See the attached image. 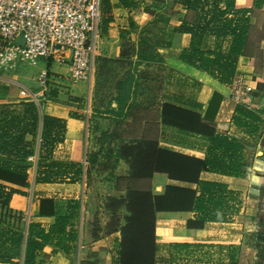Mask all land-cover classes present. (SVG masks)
Returning a JSON list of instances; mask_svg holds the SVG:
<instances>
[{
  "label": "crops",
  "instance_id": "obj_1",
  "mask_svg": "<svg viewBox=\"0 0 264 264\" xmlns=\"http://www.w3.org/2000/svg\"><path fill=\"white\" fill-rule=\"evenodd\" d=\"M99 1L92 69L87 80L71 82L67 65L51 59H42L33 73H26L18 66L0 71V104L22 99L21 91L25 90L42 114L66 120L76 129V136L57 143L52 158L82 167L77 181L36 182L35 159L27 169V186L2 182L6 189L14 187L24 194L12 193L8 200L11 221L14 215H21L19 255L0 264H24L29 223L48 230L58 216L67 219L63 245L68 249L66 253L61 248L52 251V246L44 245L36 252L37 264H116L120 231L113 226V220L118 218L119 226L123 224L126 211L123 207L113 210L108 203L109 199L125 196L126 183L121 178H126L129 170L127 161L116 155L118 146L143 139L156 140L159 147L201 159L209 158L211 152L209 138L163 124L162 103L198 112L220 135L228 140L235 138L241 147L243 164L241 172L232 175L209 166L201 170V180L221 184L228 192L225 196L228 208L221 212L213 209L211 214L217 217L206 221L202 228L186 227V221L197 216L195 211L155 212L156 264L264 262L261 255L264 252L261 246L264 243V111H260L264 101L250 96L256 88L254 78L264 73V54L260 72L254 70L248 56L238 55L233 79L229 84L221 83L179 57L189 47L191 38L190 33L179 28L195 23L199 14L196 8L187 7L185 0ZM234 4L236 8H249L253 0H234ZM231 41V35L206 33L201 48L226 52ZM123 47L128 49L125 51ZM122 60L127 61V68L116 78L106 100L94 104L93 100L100 95L94 88L95 69L105 61ZM42 72L47 76L45 90L37 80ZM127 73L138 77V81L131 86L119 114L113 97L117 94L116 84ZM236 77L242 78L248 88L241 102L231 95ZM86 96L90 100L87 109L82 107ZM42 98L46 99L42 101ZM237 105L252 108L260 115L255 134L248 133L233 120ZM102 122L106 123L104 129ZM26 139L31 137L27 135ZM212 151L219 156L224 149ZM218 162L215 159V164ZM167 184L197 187L195 183L169 179L162 173L130 185L161 194ZM40 198L52 200L53 214L39 213ZM8 244L4 242V246Z\"/></svg>",
  "mask_w": 264,
  "mask_h": 264
},
{
  "label": "trees",
  "instance_id": "obj_2",
  "mask_svg": "<svg viewBox=\"0 0 264 264\" xmlns=\"http://www.w3.org/2000/svg\"><path fill=\"white\" fill-rule=\"evenodd\" d=\"M263 1L253 0L249 8H236L234 0H185V5L196 8L199 14L195 23L184 24L179 28V31L191 35L189 47L180 53V59L207 72L219 82L229 84L235 73L238 55L248 56L254 66L253 59L258 48H263V42L251 41L249 38L253 10L261 9ZM206 33L231 35L229 49L226 52L202 49L201 41ZM259 61L261 64V58ZM255 71L260 72L261 65ZM254 79L257 92L251 93L252 98L260 96L262 89L258 78ZM137 81L138 77L127 73L116 84L117 94L113 99L119 114L124 109V101L129 97L131 86H135ZM236 112L233 118L235 123L248 133L255 134L260 115L243 105H237ZM160 118L167 126L209 138L211 152L209 158L201 159L159 147L156 140L143 139L118 146L116 155L127 161L129 170L127 177L121 178L126 183L125 196L109 199L108 203L113 210L123 207L126 211L123 224L119 226L118 218L113 220V226L120 231L116 264H156V211H195L197 216L188 219L186 227L202 228L206 221L217 217L211 214L213 209L221 212L228 208L225 203L227 190L221 184L201 180V170L209 166L228 175L241 172L243 158L239 143L235 138L228 140L226 136L220 135L215 126L206 122L198 112L162 103ZM27 135L31 137L30 140L26 139ZM75 136L76 129L72 125H68L62 118L42 114L38 104L31 99L22 98L16 102L0 104V262H9L19 255L21 215H14L15 219L11 221L13 215L8 200L12 193L24 194L14 187L6 189L2 182L27 186V169L32 164L28 156L36 159V182L77 181L82 173L81 165L62 163L52 158L57 143ZM219 148H223L224 152L218 156L212 150ZM215 159H219L218 164H215ZM154 173L165 174L169 179L195 183L197 187L167 184L161 194H152L150 189L130 185L137 180L147 181ZM39 213L53 214L51 199H39ZM66 221V217L58 216L48 230L39 224L29 223L23 263L37 264L36 252L44 245L52 246V251L61 248L66 253L68 247L63 245ZM4 242L9 243L7 247Z\"/></svg>",
  "mask_w": 264,
  "mask_h": 264
},
{
  "label": "built area",
  "instance_id": "obj_3",
  "mask_svg": "<svg viewBox=\"0 0 264 264\" xmlns=\"http://www.w3.org/2000/svg\"><path fill=\"white\" fill-rule=\"evenodd\" d=\"M99 15V0H0V71L35 65L42 58L65 63L73 83L87 80ZM37 80L45 90L46 73ZM21 94L30 99L27 91ZM247 94L242 78L236 77L232 98L241 102Z\"/></svg>",
  "mask_w": 264,
  "mask_h": 264
},
{
  "label": "rangeland",
  "instance_id": "obj_4",
  "mask_svg": "<svg viewBox=\"0 0 264 264\" xmlns=\"http://www.w3.org/2000/svg\"><path fill=\"white\" fill-rule=\"evenodd\" d=\"M251 30H250V40L251 41H255V42H263V48H258L257 54L253 59V63H254V70H259L260 68V58L263 57L264 54V9H254L253 10V14L251 17ZM124 50L126 51V47ZM41 60L42 58L38 59L37 63L35 65H19V68H22V70L26 71V73H33L36 72V70L38 69L39 65L41 64ZM38 64V65H37ZM127 61L126 60H122V61H118L116 63L113 62H103L101 63V65H99L96 69H95V90H98L100 92H98L97 95L95 97V99L93 100L94 104H98L102 101L106 100V95L108 94V92L111 91V89L113 88V85L115 83L116 78L118 77L119 74H121V72L127 68ZM258 78V82L261 83L262 85V89L259 92L260 96H255L253 98V100H257V101H264V73H260V75L257 77ZM146 81L148 80V78H145ZM70 80V79H69ZM71 81V80H70ZM72 82V81H71ZM252 92H257V89H254ZM251 92V93H252ZM250 93V96L252 97ZM99 96V97H98ZM88 104H90V100L89 97L86 96V99H82V107H84L85 109L88 108ZM256 104V103H254ZM262 107L260 108V111H264V103H262L261 105ZM102 128L104 129V127L106 126L105 122H102ZM261 246H264V243L261 244ZM263 249V248H262ZM264 258V252L263 254H261ZM249 256V255H248ZM249 262V261H247ZM259 263L256 264H261L264 262L262 261H258ZM250 264V263H247Z\"/></svg>",
  "mask_w": 264,
  "mask_h": 264
}]
</instances>
